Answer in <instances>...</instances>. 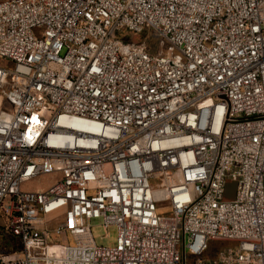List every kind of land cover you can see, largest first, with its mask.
<instances>
[{"label": "built area", "instance_id": "obj_1", "mask_svg": "<svg viewBox=\"0 0 264 264\" xmlns=\"http://www.w3.org/2000/svg\"><path fill=\"white\" fill-rule=\"evenodd\" d=\"M0 228V264H264V0H0Z\"/></svg>", "mask_w": 264, "mask_h": 264}, {"label": "rangeland", "instance_id": "obj_2", "mask_svg": "<svg viewBox=\"0 0 264 264\" xmlns=\"http://www.w3.org/2000/svg\"><path fill=\"white\" fill-rule=\"evenodd\" d=\"M130 39V38H129ZM143 40L146 43L148 49L152 53H158L162 49L166 51L170 45L165 43L162 46V39L154 33L151 29L146 30L143 34ZM59 175L51 174V175H43L39 178L32 179L25 184H23L22 188L24 190H44L53 185ZM236 183L233 180H229L227 184V196L232 197L233 192L235 190ZM167 203H164L166 205ZM163 213H167V210L164 209ZM92 232L95 238V241L98 245L104 246H114L117 240V227L110 226L109 228H105L100 219L92 220ZM51 241H65L64 238H55V240ZM69 242L74 243L73 239L70 238ZM20 248L18 246V242L13 238L6 230L0 228V253L2 252H13L18 251Z\"/></svg>", "mask_w": 264, "mask_h": 264}, {"label": "water", "instance_id": "obj_3", "mask_svg": "<svg viewBox=\"0 0 264 264\" xmlns=\"http://www.w3.org/2000/svg\"><path fill=\"white\" fill-rule=\"evenodd\" d=\"M229 181V180H228ZM228 181H227V184H228ZM235 183H236V187H235V190H234V192H233V195H232V197H228L227 196V186H226V191H225V194H224V199H226V200H231V199H234L235 198V195H236V189H237V182L236 181H234Z\"/></svg>", "mask_w": 264, "mask_h": 264}]
</instances>
